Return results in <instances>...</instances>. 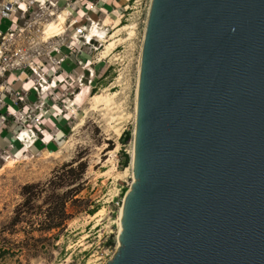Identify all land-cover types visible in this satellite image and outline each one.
<instances>
[{
	"label": "water",
	"instance_id": "95a60500",
	"mask_svg": "<svg viewBox=\"0 0 264 264\" xmlns=\"http://www.w3.org/2000/svg\"><path fill=\"white\" fill-rule=\"evenodd\" d=\"M133 140L107 264H264V0H151Z\"/></svg>",
	"mask_w": 264,
	"mask_h": 264
},
{
	"label": "rangeland",
	"instance_id": "374dc122",
	"mask_svg": "<svg viewBox=\"0 0 264 264\" xmlns=\"http://www.w3.org/2000/svg\"><path fill=\"white\" fill-rule=\"evenodd\" d=\"M150 2L120 0L119 11L92 14L98 26L93 25L87 34L94 40L83 48L84 67L75 63H70L71 68L65 66L72 73L71 79L63 83L64 97L58 104L63 111L66 102L72 112L67 115L65 135H57L54 146L46 144L36 152L0 156V264H107L117 252L120 211L134 180L132 142ZM81 3L62 0L58 6L40 11L44 23L40 40H44L41 36H59L55 41L68 42L72 30L68 28L69 20L65 33H48L49 26L67 8H72L69 14H75L74 9ZM123 25L126 28L112 37L114 30ZM102 30L107 35L95 36ZM74 57L84 56L77 51ZM125 131L131 137L122 143L120 137ZM26 134L34 137L30 130L21 136ZM122 149L130 156L127 165H123ZM28 184L49 186V190L40 195L36 208L16 221V210L26 199L23 187ZM53 186H62L58 192L68 199L70 218L63 227L47 231L39 228L38 216L42 212L61 214V203L51 196Z\"/></svg>",
	"mask_w": 264,
	"mask_h": 264
},
{
	"label": "built area",
	"instance_id": "2783aa9c",
	"mask_svg": "<svg viewBox=\"0 0 264 264\" xmlns=\"http://www.w3.org/2000/svg\"><path fill=\"white\" fill-rule=\"evenodd\" d=\"M61 1L0 0V140L7 139L3 137V132L9 130L12 124L17 129L15 140L7 144L9 148L15 147V141L21 142L26 149L30 147L25 143L27 137L20 138L23 130L36 134L31 144L39 139L44 106L50 102L59 106L66 87L63 83L71 79L72 73L65 66L71 68L70 63H75L84 67L83 48L94 40L88 39L87 34L97 23L89 16V10L81 12L80 8L86 7L83 0L79 1L82 5L75 9V14H69L68 28L72 30L68 42L55 41L59 36L48 39L41 36L44 40H40L39 33L44 35L40 11L48 6L56 7ZM69 1L64 0V3L68 4ZM34 17L36 19L32 22ZM77 51L84 57H74ZM83 79L80 80L81 85ZM31 96H35L36 100L31 101ZM62 109L66 112L69 110L66 102ZM6 153V149L0 146V156Z\"/></svg>",
	"mask_w": 264,
	"mask_h": 264
},
{
	"label": "crops",
	"instance_id": "0c3cea01",
	"mask_svg": "<svg viewBox=\"0 0 264 264\" xmlns=\"http://www.w3.org/2000/svg\"><path fill=\"white\" fill-rule=\"evenodd\" d=\"M83 1H85L84 3H86L87 6L93 7V9H89L88 11V14L90 17H92V14L97 15L104 11H106L107 14H109L111 12L119 11L121 9L120 0H83ZM95 3L97 5H95ZM67 9H72V8H67ZM74 11L76 10L74 9ZM81 12H84L83 9L81 10ZM104 14L105 13H103V15ZM30 100L35 101L36 97L31 96ZM43 111L45 114L44 116H42L41 121H40L41 132L38 133L39 139L36 142H34V144H31V143H33L35 136L33 137V136H30V134L29 135L26 134L25 136L22 137L20 134L21 139H24L26 137L28 138V140L25 143L28 146L30 145V147L26 149V147H24L21 144V142H18V141L14 142L15 147L13 149L7 147V144L10 143L11 140L12 141L15 140L14 133L17 131V129H15L16 126L12 124L11 126H9V130H6L3 132V137H6L7 139L0 140L1 148L6 149L7 152H10V153L13 152L15 154H19L24 151L27 152V150L29 152H36L38 149L42 148L43 145H46V144L47 146H54L55 144H53V142L55 141L56 136L59 135L60 137H62L63 135H65V132L68 129L67 128V125H68L67 115H70V113L72 112L70 111V108L67 112L66 111L63 112L60 106H56V104H53V102H50L49 105L44 106ZM37 112L38 111H36V113ZM47 135L49 136V139Z\"/></svg>",
	"mask_w": 264,
	"mask_h": 264
},
{
	"label": "trees",
	"instance_id": "16d2710c",
	"mask_svg": "<svg viewBox=\"0 0 264 264\" xmlns=\"http://www.w3.org/2000/svg\"><path fill=\"white\" fill-rule=\"evenodd\" d=\"M130 137L131 133L129 131H125L120 137V141L122 143H125L129 140ZM120 154L124 159L123 165H127L130 160L129 154L124 149L121 150ZM61 187L62 186H53V188H51V196L54 197L59 202V204L61 203V214L42 212V214L38 216V222L40 224L39 228L43 230L50 231L53 229H59L63 227L65 225L66 220L70 218V214H68L66 208L68 199H66L67 197L65 194H60L58 192ZM48 190L49 186L41 187L35 184L25 185L23 187L22 194L26 199L23 203L18 206L16 210V221L22 220V218L25 216V213H27L29 209L36 208L35 205L38 201V198L43 192H46ZM93 213H95V211Z\"/></svg>",
	"mask_w": 264,
	"mask_h": 264
},
{
	"label": "bare ground",
	"instance_id": "6f19581e",
	"mask_svg": "<svg viewBox=\"0 0 264 264\" xmlns=\"http://www.w3.org/2000/svg\"><path fill=\"white\" fill-rule=\"evenodd\" d=\"M85 6H86V9L88 10V6L87 4L85 3ZM150 6V5H149ZM69 12L70 10H66V11H63L55 20H54V23H52L50 26H49V32L48 33H55L57 30L60 31V32H64L65 31V24L67 23L68 21V15H69ZM149 12V10H148ZM147 17H148V14H147ZM146 22H147V19H146ZM126 28V25H123L117 29L114 30V33H112V37H114L118 32L122 31L123 29ZM144 32H145V29H144ZM106 30H102L100 33H97V37H101V35H107L106 34ZM143 44V42H142ZM142 49V47H141ZM140 61H141V55H140ZM139 71H140V68H139ZM138 80H139V76H138ZM137 92H138V87H137ZM136 107H137V101H136ZM135 121H136V116H135ZM134 130H135V126H134ZM26 131V130H23V132ZM31 131V130H30ZM22 132V133H23ZM32 132V131H31ZM120 132V131H119ZM21 133V134H22ZM34 136L36 137V134L33 132ZM118 140V139H117ZM133 146H134V140L132 142V160H131V165H132V172H133ZM133 178H134V175H133ZM134 181V180H133ZM133 183V182H132ZM123 209V206L121 208V211ZM121 211H120V217H121ZM119 234H120V229H119V233H118V238H119Z\"/></svg>",
	"mask_w": 264,
	"mask_h": 264
}]
</instances>
